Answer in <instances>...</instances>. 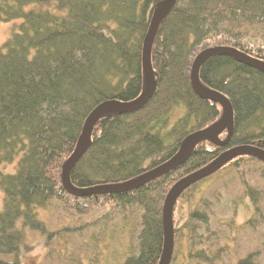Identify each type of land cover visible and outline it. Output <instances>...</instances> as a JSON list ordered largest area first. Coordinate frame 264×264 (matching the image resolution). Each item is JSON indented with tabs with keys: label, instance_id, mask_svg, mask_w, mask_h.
Returning <instances> with one entry per match:
<instances>
[{
	"label": "trees",
	"instance_id": "16d2710c",
	"mask_svg": "<svg viewBox=\"0 0 264 264\" xmlns=\"http://www.w3.org/2000/svg\"><path fill=\"white\" fill-rule=\"evenodd\" d=\"M165 2L0 0V23L21 21L0 47V165H15L13 173L0 171V264H22L36 249L34 234L47 250L41 264H160L172 187L229 150H264V74L215 55L199 76L203 88L233 107L227 145L195 142L185 164L132 191L81 197L66 191L63 166L92 112L104 103L134 101L146 89L144 41ZM227 47L264 62V0H177L152 47L153 99L138 112L102 117L71 171L72 185L131 182L171 160L188 136L219 124L222 107L199 98L191 75L202 52ZM227 136L224 129L219 139ZM213 178V189L195 204L200 186ZM52 202L87 220L49 228L37 210ZM183 202L191 207L180 224L175 214ZM240 204L252 213L239 225ZM173 219L170 264H264V162L253 156L231 161L187 189Z\"/></svg>",
	"mask_w": 264,
	"mask_h": 264
},
{
	"label": "water",
	"instance_id": "95a60500",
	"mask_svg": "<svg viewBox=\"0 0 264 264\" xmlns=\"http://www.w3.org/2000/svg\"><path fill=\"white\" fill-rule=\"evenodd\" d=\"M177 0H166L165 5L159 4L153 14L152 26L145 38L143 46V72L146 79V89L139 98L128 103L109 102L99 105L89 116L83 131V140L80 146L72 154V156L64 163L62 170V182L66 191L73 196L81 197L87 195H101L104 193L114 194L128 192L138 189L147 183L161 178L167 174L172 173L180 166L185 164L192 152V145L195 142H208L215 146L227 145L234 134V111L233 107L227 97L216 94L210 90H206L201 85L199 71L203 62L215 55H226L237 62L254 68L264 74V62L253 57H247L241 54L235 48H210L202 52L196 59L192 68V87L200 99L204 101H211L219 104L224 111V118L219 124L213 126L205 131L198 132L188 136L182 143L179 152L167 163L162 166L138 177L137 179L121 184L111 186H97L91 189H79L72 185L70 181V174L74 166L87 153L92 144V132L95 125L102 119L107 112H115L119 115H125L132 112H138L144 109L153 99L157 90V80L155 78L152 66V47L160 26L161 21L166 17L172 8L175 6ZM224 129L228 131L226 139L221 140L216 135ZM245 156H253L264 162V150L254 146H242L227 151L221 155L216 161L209 166L194 172L179 182H177L170 190L164 204L163 209V223H164V250L160 264H170L174 248V209L180 196L193 185L215 175L223 167L231 161Z\"/></svg>",
	"mask_w": 264,
	"mask_h": 264
},
{
	"label": "rangeland",
	"instance_id": "374dc122",
	"mask_svg": "<svg viewBox=\"0 0 264 264\" xmlns=\"http://www.w3.org/2000/svg\"><path fill=\"white\" fill-rule=\"evenodd\" d=\"M39 6H37L38 8ZM51 7H48V9H51ZM27 9H32L31 7H28ZM21 23L20 20L11 21L8 23H0V47L12 36V33L16 29V27ZM175 121V120H173ZM220 132L216 135L217 138H219ZM15 166V165H14ZM14 166L13 165H0V171H5V173H13L14 172ZM216 181V178H213L205 183H203L200 186V190L198 193H196L195 197V204L199 202V200L204 197L206 194V191L213 189V184ZM243 193H240L237 197L243 198ZM3 194L2 191H0V210L2 209L3 204ZM248 203V199H245ZM179 207V206H178ZM191 207V206H190ZM189 204L187 202H183L181 205V210L177 211L175 216L176 218L182 219L180 220V224L183 223L184 219L188 216L189 213ZM40 219L45 222L49 228L55 230L60 227H65L69 222L75 223V224H81L82 222H85L87 220L84 216H78L74 213L66 212L63 209H59L55 202H52L49 207L46 209L39 208L38 210ZM252 210L246 205L240 204V206L236 207V217H237V224H242L244 221H246L249 216L251 215ZM226 221V220H224ZM42 238L34 234L31 235L30 243L33 245H36V249L31 252L29 255H26L22 259V264H41L45 258V255L47 253V250L44 248L43 244L40 243Z\"/></svg>",
	"mask_w": 264,
	"mask_h": 264
}]
</instances>
